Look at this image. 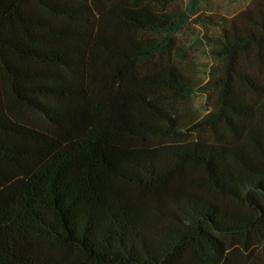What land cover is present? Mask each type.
Instances as JSON below:
<instances>
[{
    "label": "trees",
    "instance_id": "trees-1",
    "mask_svg": "<svg viewBox=\"0 0 264 264\" xmlns=\"http://www.w3.org/2000/svg\"><path fill=\"white\" fill-rule=\"evenodd\" d=\"M201 1L0 0V264H264L226 241L264 224V0L188 132L166 99L198 87L164 58Z\"/></svg>",
    "mask_w": 264,
    "mask_h": 264
},
{
    "label": "rangeland",
    "instance_id": "rangeland-1",
    "mask_svg": "<svg viewBox=\"0 0 264 264\" xmlns=\"http://www.w3.org/2000/svg\"><path fill=\"white\" fill-rule=\"evenodd\" d=\"M144 3L151 4L156 11L169 15L186 10L189 0H142ZM164 4H160L161 2ZM257 0H202L196 15L191 16L186 25L177 34L171 53L164 58L165 62H170L187 77L191 83L198 87L196 93L186 100H169L170 108L176 111L186 125V131L195 121L202 120L209 113L218 107L215 93H204L201 88L207 86L211 81V72L218 66L215 58L216 40L220 39L223 31L232 27L238 15L250 9H254ZM257 73L259 70L257 69ZM245 99L250 100V95ZM254 101V100H253ZM201 139L211 141L214 136L210 133H191L189 140ZM158 141H155L157 144ZM170 142V141H167ZM163 143V142H161ZM199 172H192L189 177H198ZM229 204V202H225ZM236 206V205H231ZM228 244L233 245L240 251H245L248 245L250 251L246 254L249 257L251 251L254 255L264 256L260 246L264 243V224L255 232H252L244 239H227ZM264 247V245H262ZM250 256H252L250 254ZM247 258V257H245ZM246 261L248 259H245Z\"/></svg>",
    "mask_w": 264,
    "mask_h": 264
}]
</instances>
